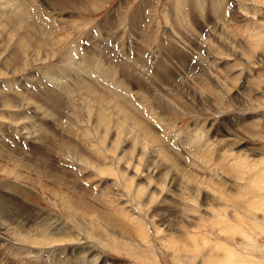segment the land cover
Here are the masks:
<instances>
[{"label":"rangeland","instance_id":"obj_1","mask_svg":"<svg viewBox=\"0 0 264 264\" xmlns=\"http://www.w3.org/2000/svg\"><path fill=\"white\" fill-rule=\"evenodd\" d=\"M0 264H264V0H0Z\"/></svg>","mask_w":264,"mask_h":264},{"label":"bare ground","instance_id":"obj_2","mask_svg":"<svg viewBox=\"0 0 264 264\" xmlns=\"http://www.w3.org/2000/svg\"><path fill=\"white\" fill-rule=\"evenodd\" d=\"M21 7V6H20ZM18 8V7H17ZM217 11V10H216ZM25 14H17V13H14V19H16V17H19V19H20V17L22 16H24ZM26 18V17H25ZM24 18V19H25ZM18 19V18H17ZM21 20V19H20ZM23 22L25 21V20H22ZM27 21V20H26ZM196 21V20H195ZM15 22V21H14ZM18 22H19V20H18ZM26 24V23H25ZM223 32V31H222ZM24 36V35H23ZM23 42V41H22ZM28 42V41H27ZM221 42V41H220ZM180 62V61H179ZM72 63V62H71ZM18 64V63H17ZM87 76V75H86ZM90 92V91H89ZM89 94V93H88ZM55 99V98H54ZM187 146V145H186Z\"/></svg>","mask_w":264,"mask_h":264}]
</instances>
